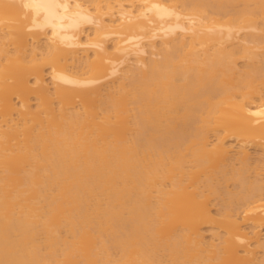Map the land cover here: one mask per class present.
I'll use <instances>...</instances> for the list:
<instances>
[{"label":"bare ground","instance_id":"obj_1","mask_svg":"<svg viewBox=\"0 0 264 264\" xmlns=\"http://www.w3.org/2000/svg\"><path fill=\"white\" fill-rule=\"evenodd\" d=\"M261 85L264 0H0V264H264Z\"/></svg>","mask_w":264,"mask_h":264},{"label":"rangeland","instance_id":"obj_2","mask_svg":"<svg viewBox=\"0 0 264 264\" xmlns=\"http://www.w3.org/2000/svg\"><path fill=\"white\" fill-rule=\"evenodd\" d=\"M241 7H243V6H241ZM88 32H89V33H87V34L92 33V31H88ZM87 34H86V35H87ZM84 36H85V35H84ZM85 37H86V36H85ZM112 45H113V44H111L110 46H112ZM240 66H242V62L240 63ZM49 71H50V70H49L48 68H46V74H48ZM47 77H49V75H47ZM50 81H51V80L48 78V82H50ZM259 88H260V90H263V91H261V93L263 92V94H264V86L261 85V87L259 86ZM261 88H263V89H261ZM32 104H34V102H33ZM253 176H255V175H253ZM231 183H232V184H231ZM231 183H230L231 186H230L229 190H230V191H235V190H237V189H236V186H235L236 183H235V182H231ZM233 183H234V185H233ZM234 188H235V189H234ZM214 198H215L216 200H215ZM212 199L214 200V201H213V204H214V203H215L214 205L217 204L214 208H218V209H219L220 207H219L218 205L221 204V201H222V200L219 199V202H218V199H217L216 197H212ZM218 203H219V204H218ZM215 210H217V209H215ZM207 230H208V228H205V231H207Z\"/></svg>","mask_w":264,"mask_h":264}]
</instances>
